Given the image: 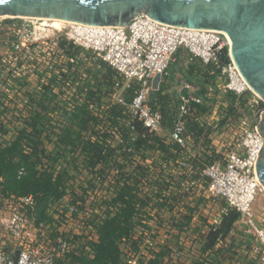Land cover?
<instances>
[{
    "label": "rangeland",
    "instance_id": "rangeland-1",
    "mask_svg": "<svg viewBox=\"0 0 264 264\" xmlns=\"http://www.w3.org/2000/svg\"><path fill=\"white\" fill-rule=\"evenodd\" d=\"M33 28L29 19L0 18V119L5 123H1L3 129L9 130V137L0 143L8 145L23 123L33 117L37 125L46 129L42 136L47 134L43 138L45 155L76 152L77 160L88 166L95 163L104 176L105 183L100 185L108 194L111 188L114 193L119 180H138L139 195L149 205L140 210L146 235L141 234L134 264H146L162 247L165 253L160 264H196L199 259L209 264L210 258L217 264H260L258 241L248 232V223L240 214L223 240L198 259L200 236L209 225L220 224L223 215L234 210L222 199L202 197L208 180L200 177L198 169L209 161H223L225 150L232 144L236 146L245 130L258 125L264 101L250 91L232 96L217 88L216 73L210 74L209 66L188 63V54L179 51L163 74L160 92L148 94L144 101L151 111L162 112L163 121L153 134L145 130L140 137H159L164 146L161 148L167 150L139 148L129 155L123 148L125 139L118 132L122 125L131 131L132 122L146 128L130 105L138 84L121 80L96 52L68 40V26L48 33L35 32ZM27 39L38 41L23 48V40ZM181 94L201 99L199 104H189L190 110L184 116L191 157L176 145L170 148L174 144L169 141V132L178 117ZM137 138L138 134L131 133L128 140ZM69 141L72 148L64 144ZM92 142L102 147L100 155L93 156V150L85 148ZM152 143L148 140L145 145ZM54 145L59 148L54 149ZM192 180L195 184L190 183ZM159 186L163 190L161 197L157 196ZM258 189L261 191L250 211L254 225L264 229V190L260 186ZM7 197L0 193V222L8 215L11 200L17 199ZM60 205L68 208L65 202ZM182 214L190 216L189 222ZM41 225L50 232L46 216L41 218ZM0 247L11 250L8 245ZM69 258L64 255L59 260Z\"/></svg>",
    "mask_w": 264,
    "mask_h": 264
},
{
    "label": "built area",
    "instance_id": "built-area-1",
    "mask_svg": "<svg viewBox=\"0 0 264 264\" xmlns=\"http://www.w3.org/2000/svg\"><path fill=\"white\" fill-rule=\"evenodd\" d=\"M65 33L73 44L96 52L100 60L117 73L121 80L138 84L139 88L130 105L135 108L136 119L152 131L161 128L163 114L158 110L151 111L144 105V101L148 94L159 92L163 74L179 51L188 54V63L209 66V73H216L217 88H223L232 96H240L249 91L229 57V44L221 32L170 25L138 14L123 27L96 30L76 25L68 26V32ZM36 41L23 40V48ZM225 54L228 58L226 62L223 61ZM156 75H160V80L157 88L153 89L151 85ZM115 85L119 86V83ZM200 102L197 96L181 94L178 117L173 120L169 132V141L180 147L186 157H191L192 147L184 134V116L190 110L189 104ZM1 121L0 124H5ZM4 130L5 133L0 132V140L9 137V130ZM262 147L263 139L256 127L248 128L236 146L232 144L225 150L223 161H209L198 169L200 177L208 180L207 191L202 192V197L224 200L228 207L238 211L248 223V232L256 237L259 244L260 264H264V229L255 226L252 221V199H247V194H252L249 187L254 182L253 170ZM23 148L24 154H28L29 149ZM75 153L67 152L64 156L56 157L40 156L32 166L36 176L48 174L52 182L60 179L58 189L62 190V196H49L45 203L50 232L44 231L36 213L38 200L43 198L42 193L7 197L17 199L11 200L8 215L0 222V245L11 247L8 252L0 247V264H76L71 261L72 257L89 254V243L97 238V226L107 214L115 215L117 207L111 201L115 197L113 189L108 194L106 188L100 185L102 181L105 183L101 170L84 164L83 160H77ZM197 154L200 155L199 152ZM25 174L26 169L20 167L18 175ZM190 183L195 184V181ZM70 187L74 188L73 191L67 190ZM61 202L67 203L68 208H62ZM133 218L136 219L135 216ZM144 228L139 230V227L134 226L132 233L146 235ZM120 248L125 253V264H134L136 253L131 246L124 244ZM64 255H69V260H59Z\"/></svg>",
    "mask_w": 264,
    "mask_h": 264
},
{
    "label": "water",
    "instance_id": "water-1",
    "mask_svg": "<svg viewBox=\"0 0 264 264\" xmlns=\"http://www.w3.org/2000/svg\"><path fill=\"white\" fill-rule=\"evenodd\" d=\"M4 14L121 27L144 14L170 25L220 31L229 39V57L242 79L264 100V0H0ZM159 80L156 75L153 89ZM256 130L263 147L255 174L264 186V112Z\"/></svg>",
    "mask_w": 264,
    "mask_h": 264
},
{
    "label": "trees",
    "instance_id": "trees-1",
    "mask_svg": "<svg viewBox=\"0 0 264 264\" xmlns=\"http://www.w3.org/2000/svg\"><path fill=\"white\" fill-rule=\"evenodd\" d=\"M227 60L228 58L225 54L223 56V61L226 62ZM130 126H132L131 131L127 128H123L124 125H122L120 132H118L121 138L125 139L126 145L123 146V148L129 155L136 153L139 148H142L145 151H154L156 148L161 149L160 151L167 150V148H161L164 146L163 141L159 137L147 138L144 136L143 139L140 137L145 130L148 133L153 134L152 130L142 128L141 125L136 127L133 122L130 123ZM45 131V127L43 125H37L32 117L31 121H26L25 124L21 126L17 135L8 145L3 146L0 143V193L5 196H20L37 192L42 193L43 198L38 200L36 207V213L40 219L45 216L46 198L49 196H54L56 198L62 196V190L58 189L60 179H56L52 182L50 175L43 174L41 176H36V173L32 169V166L38 161L40 156H46L43 138L47 136V134L45 133V136L42 138ZM0 132L5 133L1 124ZM131 133L138 134L139 138L128 140L130 139ZM148 140H152L153 143L145 145ZM67 143H69L72 148V141L64 144ZM154 144H157V146ZM23 147L29 149L28 154H24ZM171 147L175 148V145H171L170 148ZM56 148L57 146L54 145V149ZM85 148L89 151L93 150L90 152L93 156H98L101 153L100 151L102 147L92 142L87 143ZM56 156H58V154H53V157ZM90 165L91 167H94L95 163H91ZM20 167L26 169V174L24 176L18 175ZM141 176H144V174ZM118 183L119 186L114 192L115 197L111 199L113 204L117 207L116 214L113 216L106 215L103 222L97 226V238L89 243V254L72 257L71 261L73 263L125 264V253L120 248L121 245L127 244L131 246L132 251L135 253L139 251L140 240L142 238L141 234L143 233L133 234L132 229L134 226L139 228L145 227L142 223L140 210L147 207L149 202L146 198L139 195V187L137 186L139 183L138 180H132L130 182H128L127 179L125 182L119 180ZM162 191V188L159 186L157 193L158 197H161ZM134 214L137 215L138 218L134 219ZM182 215L184 220L189 222L190 216H186V214ZM238 218L239 213L235 210H231L229 213L223 215L220 224L209 225L206 233L200 236V252L208 253L213 250L217 243L223 240L231 225ZM164 253L165 248L162 247L159 252L154 253L153 258L147 260L146 264H160V259L164 257ZM209 264L217 263L210 258Z\"/></svg>",
    "mask_w": 264,
    "mask_h": 264
},
{
    "label": "bare ground",
    "instance_id": "bare-ground-1",
    "mask_svg": "<svg viewBox=\"0 0 264 264\" xmlns=\"http://www.w3.org/2000/svg\"><path fill=\"white\" fill-rule=\"evenodd\" d=\"M24 18V19H29L32 21L33 25H34V31L35 32H39V31H46L51 32L53 30H61L66 26H83L86 28H94L96 30H100L106 27H112V26H90L88 24H83V23H78V22H73V21H68V20H62L59 18H49V17H37V16H11V15H0V18ZM115 27H119V26H115ZM216 31V30H213ZM216 32H220V31H216ZM228 44L229 43V39L226 36ZM245 82V81H244ZM245 84L247 85V83L245 82ZM247 88L250 92H253L256 96H258L248 85ZM259 98V96H258ZM261 99V98H260ZM262 100V99H261ZM264 101V100H263ZM254 173V182H252V184H250V192L252 193L251 196L249 194H247V199H252L251 203L255 200L256 194L257 192L261 191L258 189V187L260 186L262 191L264 190L263 188V184H261V182L259 181V179L257 178L256 174H255V169L253 170Z\"/></svg>",
    "mask_w": 264,
    "mask_h": 264
},
{
    "label": "crops",
    "instance_id": "crops-1",
    "mask_svg": "<svg viewBox=\"0 0 264 264\" xmlns=\"http://www.w3.org/2000/svg\"><path fill=\"white\" fill-rule=\"evenodd\" d=\"M198 254H199L198 259L204 256L203 253L200 252V249H198ZM196 264H206V262L204 261V259H199V262L197 260Z\"/></svg>",
    "mask_w": 264,
    "mask_h": 264
}]
</instances>
